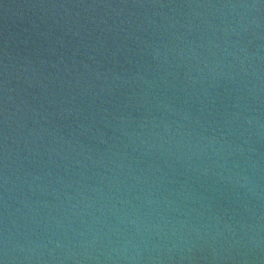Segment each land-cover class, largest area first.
Masks as SVG:
<instances>
[{
  "label": "water",
  "instance_id": "water-1",
  "mask_svg": "<svg viewBox=\"0 0 264 264\" xmlns=\"http://www.w3.org/2000/svg\"><path fill=\"white\" fill-rule=\"evenodd\" d=\"M0 264H264V0H0Z\"/></svg>",
  "mask_w": 264,
  "mask_h": 264
}]
</instances>
